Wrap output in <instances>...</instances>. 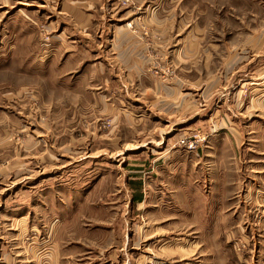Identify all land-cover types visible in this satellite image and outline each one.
Masks as SVG:
<instances>
[{
    "label": "rangeland",
    "instance_id": "1",
    "mask_svg": "<svg viewBox=\"0 0 264 264\" xmlns=\"http://www.w3.org/2000/svg\"><path fill=\"white\" fill-rule=\"evenodd\" d=\"M64 4L0 0V264H22V239L54 236L56 218L68 234L87 228L110 236L109 243L118 240L111 222L122 211L111 205L130 201L128 171L139 160L152 164L160 137L173 140L171 190L157 208H142L140 227H118L123 248L145 252L146 264H264V134L260 140V129L254 130L255 142L245 135L250 117L238 111L250 91L243 77L224 69L230 59L240 66L251 54L264 58V45L255 47L256 38L264 43V0H115L102 20L115 29L126 26L142 44L145 65L137 71L149 81L146 92L135 77L122 90L111 79L120 66L97 59L60 72L74 60L73 50L47 60L54 38L80 37L68 32L59 38L61 20L69 19L65 13L56 18ZM106 36L99 58L112 43V33ZM133 47H125L127 55ZM88 63L105 68L98 80L78 79ZM65 73L71 82L63 80ZM74 81L87 92L75 96L68 88ZM236 101L242 106L232 115L228 107ZM188 114L199 121L188 126L192 130L178 128ZM221 118L237 121L236 145L215 127ZM196 134L203 139L188 150L186 141ZM30 229L36 231L26 234ZM161 244L171 257L157 252Z\"/></svg>",
    "mask_w": 264,
    "mask_h": 264
},
{
    "label": "crops",
    "instance_id": "2",
    "mask_svg": "<svg viewBox=\"0 0 264 264\" xmlns=\"http://www.w3.org/2000/svg\"><path fill=\"white\" fill-rule=\"evenodd\" d=\"M39 1L42 2L44 0ZM60 2L65 4L62 5L63 7H61L62 9L59 13L56 14V18L60 19L62 16L61 13H65L69 19L67 21L61 20L66 25L63 26L64 29L61 30L62 33H60L59 38L63 37V34H67L68 32L70 34H77L80 37H73L67 42L58 41L54 38V40L49 44L50 48H53L55 53H53V55L51 51L44 53V55H47V60L49 57L54 59L57 55L59 56L62 50H73L75 51V55H73L71 59L74 60L63 63L62 66L58 68L60 69V72L69 71L76 65L81 66L86 60L92 58L97 59V61L101 60L102 65L120 66V71L122 72L117 73L116 77L112 75L111 79L112 81L121 82L122 90H127V83H130V80H132L133 77L137 80V86L139 89L145 92L151 89V87L147 84L149 81L146 78L141 77V72L138 73L137 71L139 67H143L145 65L146 58L142 51V44L136 41L134 33L126 26L119 25L115 29L105 24L102 20L104 18L102 15L112 10V4L115 3V0H60ZM151 17L153 18V14H150V18ZM154 19L151 20L153 21ZM32 23L34 24V22ZM109 33H112L113 35L112 37H109V40L114 43H109L110 45L107 48L108 53L102 54L103 57L100 56L101 58H99L98 55L99 53L101 55V49L98 50V48L106 42V35ZM147 34H152L151 28H147ZM90 35H93L94 38L97 35V38L99 36L101 39L98 43H95L94 39L89 37ZM103 35L105 36L103 37ZM114 35H116V38ZM85 38L88 41L86 40L84 45L81 41H85ZM258 39L259 38H256L255 47H258L259 45L260 48H262L264 45L262 42L263 37L260 38L261 41ZM78 42H80V47H82L79 48V50L77 48L79 45ZM127 45L134 46L130 50L132 51L131 55H127L125 49ZM90 48L94 49V54H91L93 52H91ZM109 52L113 53L110 55ZM254 59L257 60L254 62ZM228 62L229 63L226 64L228 67L224 68L225 72L231 77L233 74L236 77L238 75V78L243 77L241 78L243 81L241 83H243L250 91L249 97H246L245 99L243 109L238 111L239 114L246 116L248 114L250 117L249 121L245 123V135L248 136L252 142H255L256 139L254 138L253 131L260 129L261 133L257 136H260V140H263L264 58L262 55L261 57L256 58L253 57V54H251L250 57L245 58L243 65H233L234 59H230ZM47 63L49 64V61H47ZM90 64L88 63L86 65L87 67L85 66L86 68L79 75L78 79H80V81L84 80V82H89L91 80H98L96 77L103 75L105 68L102 67V69H94L90 66ZM97 70L98 72H96ZM91 71L94 74H92ZM26 72H28V70H26ZM66 73L64 74L66 77H64L63 80L71 82L70 76L68 77V74ZM137 77L140 79H137ZM68 88L73 91L75 96L78 95L76 94L78 91H86V89H79L78 82L75 81L73 86L70 83ZM234 92V94H238L240 92V88H237ZM236 105L237 107H228L232 115L237 113L238 107L242 106V102L236 101ZM104 107L107 109L108 105L106 104ZM253 114L258 116L260 115V118L253 117ZM196 119H198L197 116H193L192 119H190L188 114L184 120L179 121L180 125L177 127L189 129L191 127L188 126H195L199 121ZM254 119L260 121L254 123ZM236 123L237 121H231V118H221V120L219 119L214 125L218 130L222 129L223 133L228 131V133L232 136L231 143L236 145L241 138V129ZM215 127H213V129ZM198 128L199 127H194L193 130ZM250 132L251 136L249 135ZM218 135L219 134H214L210 140L215 142ZM223 137L226 136H222L221 138ZM154 141L153 150L155 153H151L153 155H149L151 157L148 159L152 164H148L147 166V161L145 159H143L144 161L139 160L138 162H135L133 164L134 167L128 171L129 175L127 176V184L124 185V188L126 193L129 195L130 201L125 203L117 202L111 205L112 207H115L116 210L118 209L119 211H122V213L116 212L118 215L120 214V216L113 218L111 222V224L113 223V228L110 231L111 236L117 237L118 240H112L111 243H109V239L111 238L110 236L100 234L98 231H89L87 228L84 229L85 233L76 234L75 231L68 234L62 231L63 226L67 225L64 223L65 221L56 218L53 220V223H57L58 221H60V223L57 224L58 227L56 228L54 236H41V239L35 241L27 239L28 237H24L22 239L19 250V252L24 256L22 264H146L147 259L143 257L145 255L143 253L145 252H142L139 249L129 251L125 250L123 248L124 236H118L117 233L119 226L123 227L130 223H132L133 227H140V215L142 213V208H146V206L157 208L162 203L161 196L165 189L169 191L171 190L170 188L172 185L170 178L172 177L173 172L172 163L175 159H172V156L170 157L169 151H171L170 147L172 145L170 144L173 140L171 137H160L154 139ZM173 152H178V150L176 149ZM200 152L201 149L196 150L194 157L197 160L200 159ZM147 178H149V180H147ZM164 186H166V188H164ZM162 205L165 206L164 204ZM128 211H130V214H128ZM126 214L128 215L127 218ZM117 222H120L121 224ZM33 230L36 231V229H30L26 234L32 232ZM135 230L137 231L135 232L136 234L134 233V236L136 235V238H138L140 236V229L134 228V231ZM134 236L133 238H135ZM133 244L135 245V242ZM162 245L163 244H161L159 251L155 250L154 252H162L160 253L162 256L171 257V253L167 251L165 247L162 248ZM150 256L151 255H148L147 257ZM153 257L160 258V255H156L154 253Z\"/></svg>",
    "mask_w": 264,
    "mask_h": 264
},
{
    "label": "built area",
    "instance_id": "3",
    "mask_svg": "<svg viewBox=\"0 0 264 264\" xmlns=\"http://www.w3.org/2000/svg\"><path fill=\"white\" fill-rule=\"evenodd\" d=\"M197 136L186 141V147L188 150H195L199 142L203 139L200 135L196 134Z\"/></svg>",
    "mask_w": 264,
    "mask_h": 264
}]
</instances>
